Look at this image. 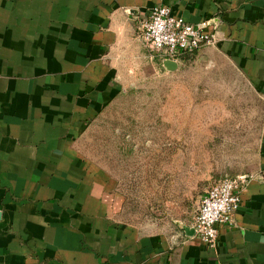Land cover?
Masks as SVG:
<instances>
[{
    "label": "crops",
    "instance_id": "obj_1",
    "mask_svg": "<svg viewBox=\"0 0 264 264\" xmlns=\"http://www.w3.org/2000/svg\"><path fill=\"white\" fill-rule=\"evenodd\" d=\"M156 4L208 21L204 48L264 95V0H0V264H264V134L214 248L184 225L118 219L78 148L142 65L137 26Z\"/></svg>",
    "mask_w": 264,
    "mask_h": 264
},
{
    "label": "rangeland",
    "instance_id": "obj_2",
    "mask_svg": "<svg viewBox=\"0 0 264 264\" xmlns=\"http://www.w3.org/2000/svg\"><path fill=\"white\" fill-rule=\"evenodd\" d=\"M207 48L172 71L143 51L142 65L78 137L93 180L124 222L190 224L210 185L260 170L264 95Z\"/></svg>",
    "mask_w": 264,
    "mask_h": 264
},
{
    "label": "built area",
    "instance_id": "obj_3",
    "mask_svg": "<svg viewBox=\"0 0 264 264\" xmlns=\"http://www.w3.org/2000/svg\"><path fill=\"white\" fill-rule=\"evenodd\" d=\"M207 24L208 21L193 24L171 14L169 6L156 4L139 20L137 36L151 57L179 63L185 55L215 43V32L206 31ZM242 183L243 178L224 177L201 195L191 227L194 235L208 247H215L218 224L235 225Z\"/></svg>",
    "mask_w": 264,
    "mask_h": 264
},
{
    "label": "water",
    "instance_id": "obj_4",
    "mask_svg": "<svg viewBox=\"0 0 264 264\" xmlns=\"http://www.w3.org/2000/svg\"><path fill=\"white\" fill-rule=\"evenodd\" d=\"M161 64H162V69H166V70H170V71L177 69V66H178L177 62L170 60V59L162 60ZM183 228L185 230L190 231L191 232L190 235L195 233V230L193 227H189V226L184 225Z\"/></svg>",
    "mask_w": 264,
    "mask_h": 264
}]
</instances>
